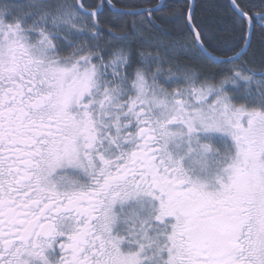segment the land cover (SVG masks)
I'll list each match as a JSON object with an SVG mask.
<instances>
[{
	"label": "snow or ice",
	"instance_id": "snow-or-ice-1",
	"mask_svg": "<svg viewBox=\"0 0 264 264\" xmlns=\"http://www.w3.org/2000/svg\"><path fill=\"white\" fill-rule=\"evenodd\" d=\"M0 264H264V0H0Z\"/></svg>",
	"mask_w": 264,
	"mask_h": 264
},
{
	"label": "trees",
	"instance_id": "trees-1",
	"mask_svg": "<svg viewBox=\"0 0 264 264\" xmlns=\"http://www.w3.org/2000/svg\"><path fill=\"white\" fill-rule=\"evenodd\" d=\"M202 2V0H197V5L199 6V4ZM258 40V37L254 38V44L256 43V41Z\"/></svg>",
	"mask_w": 264,
	"mask_h": 264
}]
</instances>
